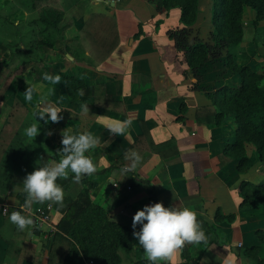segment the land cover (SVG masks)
<instances>
[{
    "label": "crops",
    "instance_id": "crops-1",
    "mask_svg": "<svg viewBox=\"0 0 264 264\" xmlns=\"http://www.w3.org/2000/svg\"><path fill=\"white\" fill-rule=\"evenodd\" d=\"M88 1L86 17H96L89 23L90 40L100 49L98 56L104 52L106 57L95 63L92 52L78 37L85 19L75 22L56 45L63 49L58 61L44 64L48 75H58L59 81L50 79L22 88L16 77L0 99V130L16 100L34 119L49 107L60 108L63 119L59 122L36 117L43 131V143L50 152L60 158L62 134L67 129L69 134L88 131L98 138V144L88 153L96 172L83 176L79 182L74 180L67 197L86 188L92 204L101 206L110 219L131 228L135 213L145 205L190 207L207 236V243L183 247L189 249L193 260L190 264H264V206L241 207L239 194L243 182L262 183L264 165L255 161L254 149L248 146L252 167L247 173H238V160L222 155L225 146L234 142L233 122L204 125L196 118L198 109L207 105L203 94L230 82L224 69L218 75L220 70L210 63L201 68V81H195L183 55L167 35L181 28L177 9L158 13L149 0ZM7 2L0 0V9ZM26 16L19 10L9 17V22L20 25ZM104 23L107 32L103 31ZM97 33L103 40L98 39ZM256 52L257 46L254 50L249 43L231 49L237 63L248 67ZM258 57L262 68L264 54L262 59ZM10 60L9 54L0 56V76ZM32 69L28 66L24 71ZM65 75L82 81L90 94L81 95L79 102L69 100ZM28 88L35 90L31 101L24 95ZM84 106L88 112H84ZM114 121H130L124 134L109 131ZM132 152L141 157L135 173L145 181L144 185L129 182V176L118 170L98 173L122 156L125 167L130 168ZM53 160L56 159L42 154L41 166ZM81 181L86 184L83 186ZM8 196L9 191L0 194V205L18 207V200ZM61 219L62 215L54 209V235H59L57 225ZM136 230H140L139 225ZM65 246L64 241H54L53 236L45 239L32 225L23 230L17 228L0 212V264H48L51 253H63ZM255 247L257 252L244 255L245 250ZM183 248L171 261L158 264L183 263ZM134 260H147L142 247L134 250Z\"/></svg>",
    "mask_w": 264,
    "mask_h": 264
},
{
    "label": "trees",
    "instance_id": "trees-1",
    "mask_svg": "<svg viewBox=\"0 0 264 264\" xmlns=\"http://www.w3.org/2000/svg\"><path fill=\"white\" fill-rule=\"evenodd\" d=\"M66 1L8 0V4L0 9V56H11L0 76V89L6 91L16 77L20 78L22 88L50 80L44 67V51L53 50L63 40L65 32L70 28L67 12H77L79 18L86 12V0L74 3L70 0L69 5ZM211 3V43L190 45L187 28L197 19L198 0H149V5L158 13L168 14L174 9L180 12L181 28L169 31L167 35L174 42L176 50L183 55L197 82L201 81V68L217 60L221 52L226 51L223 73L230 82L212 93L203 94L207 105L198 109L196 118L204 125L220 126L227 120L233 122L234 142L225 146L222 155L238 160L237 171L244 174L252 167L247 155L248 146L254 149L255 161L264 165V66L258 72L239 65L235 55L228 51L245 43L256 49L255 35L258 24L264 20V0H211ZM245 9H250L255 14L249 25L243 23ZM19 10L26 13V19L20 25H13L9 22V17ZM94 18L96 17L90 15L85 23L88 31L83 34L85 39L90 40L89 25ZM101 37L98 39L103 40L104 37ZM99 50L93 41L90 51L97 64L106 57L104 52L98 56ZM28 66H33L32 71L23 72ZM63 82L72 102H79L81 92L82 96L90 94L83 82L73 76L65 75ZM13 107L14 110L10 113L13 117L9 118L5 128L12 135L13 128L17 126V134L25 138V145H21L20 152L17 153L14 150L15 143L8 144V140L0 133V194L5 195L9 191L8 197L15 198L19 205H24L27 194L23 181L37 166H41V155L46 154L56 160L60 158L44 145L43 131L39 125V134L35 138L26 135L24 130L36 121L30 114L26 113V118L18 115L22 110L19 101L16 100ZM124 159V156L120 157L98 173L107 174L118 170L129 176V182L144 185L145 181L135 173L136 168L125 171L128 168L124 165ZM74 180L71 172L67 177L58 179L57 183L67 193L65 197L72 191ZM81 183L83 186L86 184L85 181ZM239 194L242 196L241 207H253L257 204L264 206V178L260 185L243 182ZM65 197L62 202H52L54 209L62 215L57 225L59 235H53V238L54 241H64L65 250L63 253H51L48 264H149L148 260H134V250L141 247L133 235L134 230L114 218L110 219L101 206L92 204L86 188L73 196ZM13 211L20 210L11 208L4 217L9 219ZM218 216L219 214L216 217ZM249 251L257 252L258 248L245 250L244 255ZM182 259L181 264L193 261L189 249L183 248ZM33 260L36 263V259Z\"/></svg>",
    "mask_w": 264,
    "mask_h": 264
},
{
    "label": "clouds",
    "instance_id": "clouds-1",
    "mask_svg": "<svg viewBox=\"0 0 264 264\" xmlns=\"http://www.w3.org/2000/svg\"><path fill=\"white\" fill-rule=\"evenodd\" d=\"M49 79L55 83L59 81L60 77L57 75L54 78L49 77ZM34 91L33 88L26 90L24 94L26 100H32ZM83 110L84 112L89 111L87 106H84ZM61 112L62 110L58 107H49L44 112L37 113L36 117L40 119L47 117L46 122H59L63 119L59 115ZM129 124L130 121H114L109 131L115 135L124 134ZM38 125L36 120L25 130L26 135L35 138L39 134ZM62 136L63 148L58 151L60 159L53 160L51 164L37 166L24 179L23 188L27 194L25 208L30 207L33 203L62 202L63 187L57 181L61 177H67L69 172L74 174L76 182H79L83 176L96 172V165L88 153L96 147L98 138L88 131L69 134L68 129L63 132ZM130 159V168L125 171L134 170L140 163L141 157L138 153L132 152ZM9 220L21 230L33 224V220L20 211H13ZM137 225L140 226L138 232L135 231ZM132 228L133 235L142 247L149 264L171 261L177 251L186 244L207 243V236L197 220V213L187 206L165 207L162 203L145 205L135 213Z\"/></svg>",
    "mask_w": 264,
    "mask_h": 264
},
{
    "label": "rangeland",
    "instance_id": "rangeland-1",
    "mask_svg": "<svg viewBox=\"0 0 264 264\" xmlns=\"http://www.w3.org/2000/svg\"><path fill=\"white\" fill-rule=\"evenodd\" d=\"M72 1H73L72 3L78 2V0H72ZM67 2H68V5H69L70 4V0L69 1L67 0L66 3ZM88 2L89 1L86 0V4H87V5L85 4L86 12L80 18L78 17L79 14L77 12H75V13L67 12V17L66 18L69 21L68 24L70 26V28L68 30L73 29L74 23L81 21V19H85V23H86V21H87V19L89 17V16L86 17V13H87V10L89 8V3ZM7 4H8V2H7ZM7 4H5L4 7ZM211 4H212L211 0H198L197 19H196L195 23L192 26L187 28L188 29L187 30L188 31L187 39H188L190 45L197 44V43H209V44L211 43V37L210 36H211V33L213 32V27L211 25ZM67 11H69V10H67ZM70 11H72V10H70ZM254 18H255L254 12L251 11L250 9H245L244 15H243V23L245 25H249L251 22H253ZM106 24L107 23L103 24V31L104 32H106ZM86 26L84 25L81 28L78 37H81V39H83V41H84L83 45L86 48H88L89 50H91L92 49V45H93V41H91L89 39H85V37H83V34L85 35V32H88ZM107 36H109V34H107ZM255 37H256L257 52L256 53H252L253 57L250 58L252 60H250L251 62H249V68L252 69V70L260 72L261 71V66L257 62L256 56L258 57V55H259L258 58L262 59L263 58L262 54H264L263 53V51H264V20L260 24H258L257 32H256ZM44 52H45V59H46L45 60V64H47L48 61L51 64V63H54V62L58 61L56 59L59 58L61 52H63V49L62 48L58 49V47L55 46L53 50H50V51L49 50H45ZM228 52L231 53V49ZM225 53H226V51L221 52V54L218 57V59L212 62L214 64V66H216L220 70V71L217 72L218 75H221V69H224V65L223 64L225 62ZM249 57H251V55ZM24 70H25V68L23 69V72H25ZM211 77H213V74L208 76V82L211 81V79H212ZM7 92H8V90L4 91L3 89H0V97H1V99L4 98L3 96H5L7 94ZM13 105H12L9 113H7V116L5 118V122L2 125V127H1L0 133H2V135L8 140V142H7L8 144H11L12 142L15 143L14 147H16V148L14 150L18 153V152H20L19 148H21V145L22 146L25 145V143H24L25 138L22 135L20 136V135L17 134V128H18L17 126L13 128V134L12 135H11V132L9 130H7V128H5V127H7L9 118L13 117V115L10 114L11 111L14 110ZM21 107H22V110L18 112V115L22 116L23 118H26V113L30 114V112L23 105H21Z\"/></svg>",
    "mask_w": 264,
    "mask_h": 264
},
{
    "label": "built area",
    "instance_id": "built-area-1",
    "mask_svg": "<svg viewBox=\"0 0 264 264\" xmlns=\"http://www.w3.org/2000/svg\"><path fill=\"white\" fill-rule=\"evenodd\" d=\"M11 208H17L23 215H25L26 217H30L33 220L32 227L45 239H48L54 235L55 228L51 220V212L54 210L52 202L46 201L41 204L33 203L30 207L27 208H25L24 205L12 207L8 204H2L0 205V212L4 216H6ZM5 209L6 211H4Z\"/></svg>",
    "mask_w": 264,
    "mask_h": 264
},
{
    "label": "water",
    "instance_id": "water-1",
    "mask_svg": "<svg viewBox=\"0 0 264 264\" xmlns=\"http://www.w3.org/2000/svg\"><path fill=\"white\" fill-rule=\"evenodd\" d=\"M69 59H71L70 57H68Z\"/></svg>",
    "mask_w": 264,
    "mask_h": 264
}]
</instances>
